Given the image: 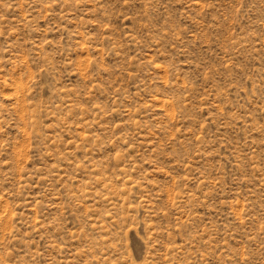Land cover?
I'll use <instances>...</instances> for the list:
<instances>
[{
    "label": "rangeland",
    "instance_id": "rangeland-1",
    "mask_svg": "<svg viewBox=\"0 0 264 264\" xmlns=\"http://www.w3.org/2000/svg\"><path fill=\"white\" fill-rule=\"evenodd\" d=\"M0 264H264V0H0Z\"/></svg>",
    "mask_w": 264,
    "mask_h": 264
}]
</instances>
